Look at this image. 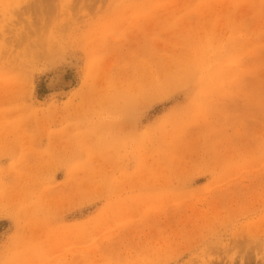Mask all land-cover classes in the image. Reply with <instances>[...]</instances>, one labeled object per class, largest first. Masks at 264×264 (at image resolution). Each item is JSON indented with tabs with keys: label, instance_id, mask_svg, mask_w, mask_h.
<instances>
[{
	"label": "rangeland",
	"instance_id": "rangeland-1",
	"mask_svg": "<svg viewBox=\"0 0 264 264\" xmlns=\"http://www.w3.org/2000/svg\"><path fill=\"white\" fill-rule=\"evenodd\" d=\"M0 264H264V0H0Z\"/></svg>",
	"mask_w": 264,
	"mask_h": 264
}]
</instances>
